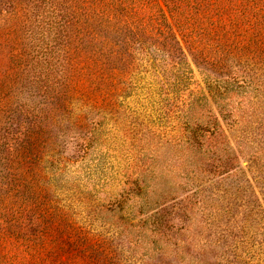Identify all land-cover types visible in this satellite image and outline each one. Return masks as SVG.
<instances>
[{
	"label": "rangeland",
	"instance_id": "1",
	"mask_svg": "<svg viewBox=\"0 0 264 264\" xmlns=\"http://www.w3.org/2000/svg\"><path fill=\"white\" fill-rule=\"evenodd\" d=\"M43 6L0 0V176L12 182V174L24 193L26 185L34 186L36 197L44 202L43 216L55 227L52 245L43 254L44 264H189L169 252L159 234H153V239L160 254L152 258L147 241L152 227L127 229V225L147 218L134 217V202L126 206L124 222L117 221L106 207L119 198L126 158L138 146L150 152L158 150L155 156L163 166H169L178 156L180 152L174 151L173 145L182 147L178 142V116L185 101L198 95L200 84L210 104H214L205 90L203 76L191 65L195 76L187 88L179 86L175 95L171 83L177 79L173 69L175 61H179L177 56L159 39L133 36L122 25L84 24L81 33L65 28L64 42L59 45L56 16ZM68 36L74 42L72 50H78L77 58L86 55L87 63L104 69L106 76L117 71L124 78L120 81L122 92L113 105L116 108L108 104L90 110L82 103L69 104L64 87L71 71ZM141 45H146L147 52L156 53V62L165 59V68L155 72L147 63L146 53H140L137 57L144 62L139 60L138 69L126 76L123 64L131 61L133 48ZM16 57L22 60L18 73L13 72L18 69ZM186 57L191 64L195 60L190 53ZM195 58L203 64L201 55ZM201 68L214 79L218 76L219 71L211 66ZM48 72H52L49 87L43 89L45 83L38 78L45 79ZM15 74L18 81H14ZM228 132L236 147H244V153H239L240 163L228 175H208L194 166L185 168L173 162L175 177H180L175 182L192 183L187 192L199 193L208 203L201 211L224 216L220 232H225V243L244 232L239 228L247 226L242 221L252 214L249 206L256 211L252 225L260 234L264 230V133L243 125L236 132ZM21 133H26L25 139L34 144L32 151H20ZM137 137L148 140L137 145ZM241 137H245L242 142L237 139ZM206 151H214L210 142ZM206 169L213 170L212 161L205 163L203 170ZM239 187L241 192L236 191ZM185 195L181 193L180 197ZM231 216L238 217V227L231 226ZM167 236L177 244L183 238H177L173 231H168ZM221 243L219 250L223 248ZM229 261L236 259L229 256ZM206 264L216 262L211 259Z\"/></svg>",
	"mask_w": 264,
	"mask_h": 264
},
{
	"label": "trees",
	"instance_id": "2",
	"mask_svg": "<svg viewBox=\"0 0 264 264\" xmlns=\"http://www.w3.org/2000/svg\"><path fill=\"white\" fill-rule=\"evenodd\" d=\"M19 1L42 4L52 10L58 32H61V36L58 32L56 34L59 45L64 42L62 33L65 28L81 33L84 24L95 27L112 23L124 26L133 36L142 34L159 39L179 59L173 66L177 79L171 83L175 95L181 88L179 86L184 84L187 88L195 76L191 65L199 69L205 90L207 88L214 104H210L200 84L198 95L185 101L178 116L181 125L178 142L182 147L173 145L174 151L180 152L173 160L177 166H194L213 176L228 175L240 163L239 153H244V147L232 143L228 131L233 129L236 132L243 125L264 133V0ZM11 8L14 9V5ZM68 38L71 71L64 87L69 104L82 103L90 110L108 104L113 106L122 92L120 81L124 78L117 71L106 76L104 69L87 63L86 55L77 58L78 50H72L74 42ZM147 50L146 45L133 48L131 61L123 64L126 76L138 69L139 60L143 61L138 58L140 53H146L147 63L155 72L165 68L166 60L157 59L156 62V53ZM186 53L195 59L192 64ZM196 55H201L203 64L195 58ZM14 61L18 69L13 72L18 73L22 60L16 57ZM201 65L215 68L219 71L218 76L214 79ZM229 68H234L233 73L228 72ZM50 73L45 74V79L38 78L45 83L43 89L49 87ZM18 78L15 74L14 81ZM106 110L108 108L105 113ZM25 137L26 133H21L23 145L20 151H32L34 144ZM237 139L242 142L245 137ZM147 140L146 137L142 140L137 137L136 144ZM208 142L214 148L212 154L205 152ZM149 150L138 146L127 156L122 192L106 209L117 217V221L124 222L127 220L126 206L134 202V217L147 215L142 223L134 222L130 227L127 225V229L152 227L147 240L152 258L160 254L153 239V234H159L168 251L189 264H206L211 259L216 264H264V230L261 231V241H258L261 234L252 225L256 222V211L251 206L249 211L252 214L242 221L247 226L239 228L244 232L225 243V232H220L224 216L203 212L205 209L201 211L208 203L199 193L187 192L193 184L175 182L180 177H175L173 162L169 166L160 165L155 156L158 150ZM209 161H212L211 172L203 170ZM10 179L12 182H7L4 176H0V264H44L43 254L48 245H52L55 227L43 216L45 204L36 197V188L26 185L28 189L21 192L19 180H13L12 174ZM236 191L241 192V188ZM181 193L186 195L180 197ZM231 219V226L238 227V217L231 216ZM168 231H173L177 238L183 237L179 244L168 238ZM221 242L224 244L219 250ZM229 256H234L236 261H229Z\"/></svg>",
	"mask_w": 264,
	"mask_h": 264
}]
</instances>
